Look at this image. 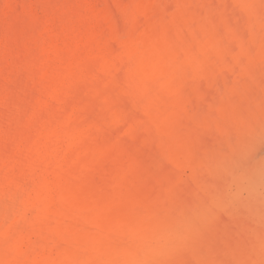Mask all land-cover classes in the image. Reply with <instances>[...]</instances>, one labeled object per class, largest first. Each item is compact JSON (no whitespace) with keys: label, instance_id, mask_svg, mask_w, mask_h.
Instances as JSON below:
<instances>
[{"label":"bare ground","instance_id":"obj_1","mask_svg":"<svg viewBox=\"0 0 264 264\" xmlns=\"http://www.w3.org/2000/svg\"><path fill=\"white\" fill-rule=\"evenodd\" d=\"M33 17L35 54L0 63V264L179 263L204 216L173 167L194 122L237 127L264 92V0H42ZM17 68L27 102L2 86Z\"/></svg>","mask_w":264,"mask_h":264},{"label":"rangeland","instance_id":"obj_2","mask_svg":"<svg viewBox=\"0 0 264 264\" xmlns=\"http://www.w3.org/2000/svg\"><path fill=\"white\" fill-rule=\"evenodd\" d=\"M10 2L13 9L6 7L7 0H0V63L9 60L23 66L35 54L31 53V19L33 14L41 15L42 0ZM21 2H28V8ZM24 69L13 70L1 83L12 101L27 102L35 92L34 80L27 78ZM245 106L239 126H233L232 119L223 127L197 121L195 138L184 141V156L192 163L188 159L182 168L174 166L173 172L183 179L185 188H181L195 202L193 212L200 210L204 220L189 236L191 251H183L176 264H264V92L254 101L246 100ZM121 136L130 140L128 134ZM156 188L164 191L162 184Z\"/></svg>","mask_w":264,"mask_h":264}]
</instances>
